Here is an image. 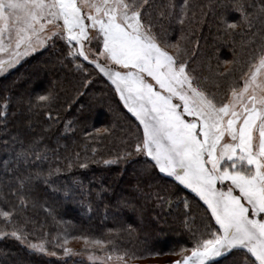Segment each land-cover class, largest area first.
<instances>
[{"label": "trees", "instance_id": "1", "mask_svg": "<svg viewBox=\"0 0 264 264\" xmlns=\"http://www.w3.org/2000/svg\"><path fill=\"white\" fill-rule=\"evenodd\" d=\"M169 2L179 11L184 0H149L153 16ZM222 2L230 0H188L184 24L173 20L168 28L170 42L186 40L190 60L203 64L202 76L213 84L228 83L246 70L264 40V23L255 18L251 28L241 25L226 34L217 22ZM244 2L259 6L264 0ZM224 15L230 22L241 16L232 9ZM70 51L56 39L0 79V113L6 114L0 115V210L12 212L10 224L0 217V229H20L26 237L24 243L0 237V264H85L68 257L65 247L70 253L111 254L131 262L184 254L181 248L191 249L206 224L214 226L207 206L158 169L145 176L150 158L125 159L142 126L110 81ZM226 68L232 75H219ZM48 93L50 104L37 99ZM157 193L165 203L156 200ZM97 240L103 245L93 243ZM29 243H43L56 255L39 253ZM239 254L244 264L243 250Z\"/></svg>", "mask_w": 264, "mask_h": 264}, {"label": "snow or ice", "instance_id": "2", "mask_svg": "<svg viewBox=\"0 0 264 264\" xmlns=\"http://www.w3.org/2000/svg\"><path fill=\"white\" fill-rule=\"evenodd\" d=\"M152 7L149 0H0V74L56 39L65 41L70 55L94 65L110 81L142 126L125 159L150 158L145 176H151L150 168L158 169L191 189L214 219V226L206 224L191 249L181 248L188 254L174 264H219L237 250H243L244 264H264V40L248 59L246 70L232 76L225 93H219L215 81L217 92H209L204 87L209 77L189 68V53L179 42L161 39L167 37L173 20L184 24L188 0L179 11L169 2L155 17ZM218 7L241 14L233 22L224 12L217 17L226 34L241 25L251 28L254 18L264 23V3L230 0ZM94 41L99 51L91 47ZM225 73L231 76L232 70L226 68L219 75ZM37 99L50 104L53 96ZM47 115L52 118L51 112ZM156 200L166 202L159 193ZM0 217L10 224L12 212L0 210ZM6 236L26 241L20 229H0V237ZM28 247L47 252L43 243ZM64 252L71 249L65 247ZM116 259L122 261L123 256ZM231 264L239 262L232 259Z\"/></svg>", "mask_w": 264, "mask_h": 264}, {"label": "rangeland", "instance_id": "3", "mask_svg": "<svg viewBox=\"0 0 264 264\" xmlns=\"http://www.w3.org/2000/svg\"><path fill=\"white\" fill-rule=\"evenodd\" d=\"M164 41L166 43H172L175 44L177 42H179L180 46L182 49L186 50L188 53H190L187 49H186V45H185V41L184 39H181L180 41L177 40L175 42H170L171 38H170V34L167 35V37H163ZM50 44V43H49ZM46 45L43 48L38 49L36 52L30 53L28 56L23 57L20 61L19 64L15 65L13 68L9 69L7 72L0 74V79L5 77L6 74L8 75L9 72L14 71L15 69L19 68V66L29 60H31L32 58H34L35 56H37L39 53H41L43 50H45L47 48ZM91 47L94 49V51H96V44L95 41L93 42V44L91 45ZM170 53L175 54L176 50L174 48H168L167 49ZM198 51L197 46H195V51ZM197 54V53H196ZM198 56V54H197ZM76 58H80V57H76ZM91 58V56H90ZM82 59V58H81ZM104 59V58H103ZM195 59V58H194ZM83 60V59H82ZM195 61V60H194ZM86 62V61H85ZM105 62V61H104ZM187 63L190 69H195L196 75L198 76H202L203 72L205 70L203 64L197 66V63L195 64V62H192L190 60V57L188 55L187 57ZM90 64V63H89ZM201 66V67H200ZM203 83V82H202ZM243 84V83H242ZM220 88H219V93L223 94L227 91V83L224 84H219ZM204 87L209 91V92H217V88L214 86L213 83H211L210 80H208L206 83H204ZM118 95V94H117ZM119 97V96H118ZM124 106V105H123ZM135 118V117H134ZM188 118V117H186ZM171 178V177H170ZM173 180V179H172ZM179 183V182H178ZM183 186V185H182ZM184 187V186H183ZM186 188V187H185ZM188 191H191V189L186 188ZM192 192V191H191ZM194 193V192H192ZM195 194V193H194ZM196 195V194H195ZM167 245V244H166ZM240 250H237L236 255L233 257L231 256L228 263L231 264L232 259H235L238 261V258L240 256L239 254ZM244 253V252H243ZM188 253L185 252L184 254H180V255H176V256H170V257H164V258H160V259H153V260H145V261H135V262H131L128 260H117L115 257H113L111 260L108 259L107 257H100V256H96V255H91V254H82V253H69L67 256L68 257H73L74 259H79L82 262H84L85 264H174L175 261L178 260H182L184 255H187ZM66 256V257H67ZM239 262V261H238ZM226 263V264H228ZM240 264V262H239Z\"/></svg>", "mask_w": 264, "mask_h": 264}]
</instances>
